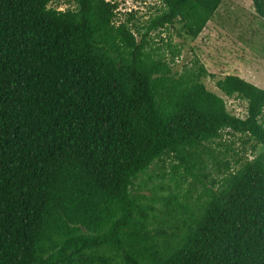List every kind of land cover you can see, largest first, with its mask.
Here are the masks:
<instances>
[{"label":"trees","instance_id":"trees-1","mask_svg":"<svg viewBox=\"0 0 264 264\" xmlns=\"http://www.w3.org/2000/svg\"><path fill=\"white\" fill-rule=\"evenodd\" d=\"M64 1L0 0V264H264V87L174 69L224 0Z\"/></svg>","mask_w":264,"mask_h":264},{"label":"rangeland","instance_id":"rangeland-1","mask_svg":"<svg viewBox=\"0 0 264 264\" xmlns=\"http://www.w3.org/2000/svg\"><path fill=\"white\" fill-rule=\"evenodd\" d=\"M121 12L137 10V16L147 18L154 12L158 0H118ZM52 6L67 8L64 0H52ZM174 42L182 44V50L175 59L174 69L181 71L184 65L195 58L207 68L215 78L204 79L207 88L222 95L228 109L240 116L247 115V103L238 98H228L216 86V80L226 74H238L254 84L264 87V20L256 13L252 0H224L213 19L195 39L178 37L171 29ZM168 35L164 32L163 36ZM158 40V37H157ZM225 140L233 141V147L240 157H250L262 151L252 150V144H242L239 135L225 133ZM231 152V151H230ZM187 186V185H186Z\"/></svg>","mask_w":264,"mask_h":264}]
</instances>
